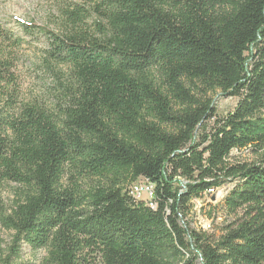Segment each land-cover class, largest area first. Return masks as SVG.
Returning <instances> with one entry per match:
<instances>
[{
    "label": "trees",
    "instance_id": "1",
    "mask_svg": "<svg viewBox=\"0 0 264 264\" xmlns=\"http://www.w3.org/2000/svg\"><path fill=\"white\" fill-rule=\"evenodd\" d=\"M84 1L60 6L59 32L0 25L15 255L25 242L44 251L35 264H264V0ZM33 38L66 69L51 106L17 101L15 57ZM216 92L232 111L217 114ZM242 149L259 159L232 162ZM142 178L155 208L132 197ZM224 186L198 230L192 200Z\"/></svg>",
    "mask_w": 264,
    "mask_h": 264
},
{
    "label": "rangeland",
    "instance_id": "2",
    "mask_svg": "<svg viewBox=\"0 0 264 264\" xmlns=\"http://www.w3.org/2000/svg\"><path fill=\"white\" fill-rule=\"evenodd\" d=\"M78 4L85 5L86 8L90 6L84 0H0V25L20 32L17 27V21H31L36 25L47 27L53 32H59L62 28V19L60 17L59 8L61 5ZM91 24V19L87 21ZM27 40L29 37L26 38ZM33 42L27 46L22 47L16 54L14 75L16 77V84L14 88L17 92V101L37 100L44 106H51L55 93L58 90V80L63 83L66 69L64 66H56L53 63L46 64L44 62L45 41H36V38L31 39ZM212 104L216 108L218 115H224L232 111L237 103L236 97H229L221 95L216 92L211 94ZM260 115L264 117V110L260 111ZM264 152V151H262ZM260 152L254 153L249 149L232 150L230 159L232 162H256L259 159ZM90 183L86 180L85 184ZM17 185L12 182H3L0 186V214L9 213L15 198ZM228 186H224L222 191L217 190L209 198H214L213 205L217 204ZM205 203L197 205L201 208L197 217L201 219H208L205 214L207 209L203 208ZM192 219V216H191ZM221 218L215 221H220ZM231 220V219H230ZM193 226L198 227V223H192ZM216 235L217 233L214 232ZM14 239V232L5 227L0 220V264L8 261L10 264H35L44 255L43 250L33 251L25 243L21 242L18 246L19 254L15 255L14 247L12 245ZM196 264H202L200 260Z\"/></svg>",
    "mask_w": 264,
    "mask_h": 264
},
{
    "label": "built area",
    "instance_id": "3",
    "mask_svg": "<svg viewBox=\"0 0 264 264\" xmlns=\"http://www.w3.org/2000/svg\"><path fill=\"white\" fill-rule=\"evenodd\" d=\"M181 184V182H180ZM183 185V184H181ZM223 187L218 189H208L207 191L203 192L199 198H195L192 200V223H198V230L206 231L212 230V221L213 218L210 217L209 219H201V217H197L196 215V206L199 203H211L213 205L214 198H209V196L213 195L217 190L222 191ZM135 200L138 201H148L149 208L151 206H156L155 201V189H153V183L147 180L146 178L139 179L137 184L133 185V196Z\"/></svg>",
    "mask_w": 264,
    "mask_h": 264
},
{
    "label": "bare ground",
    "instance_id": "4",
    "mask_svg": "<svg viewBox=\"0 0 264 264\" xmlns=\"http://www.w3.org/2000/svg\"><path fill=\"white\" fill-rule=\"evenodd\" d=\"M134 184H137V182L134 183ZM134 184H133V185H134ZM133 185L131 186V193H132V194H133ZM153 189H154V185H153ZM144 202L149 206L148 201H144ZM151 208H155V206H151ZM200 210H201V208L198 207V206H196V215L200 212Z\"/></svg>",
    "mask_w": 264,
    "mask_h": 264
}]
</instances>
